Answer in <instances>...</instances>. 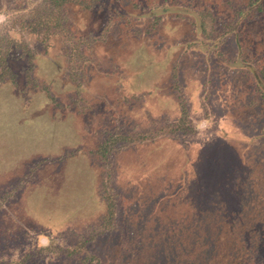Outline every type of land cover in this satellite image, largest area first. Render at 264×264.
I'll return each mask as SVG.
<instances>
[{
    "label": "rangeland",
    "instance_id": "1",
    "mask_svg": "<svg viewBox=\"0 0 264 264\" xmlns=\"http://www.w3.org/2000/svg\"><path fill=\"white\" fill-rule=\"evenodd\" d=\"M246 1L67 3L69 32L45 50L16 33L27 46L0 79V264L264 260V7L236 17ZM46 4L10 2L11 27Z\"/></svg>",
    "mask_w": 264,
    "mask_h": 264
},
{
    "label": "trees",
    "instance_id": "2",
    "mask_svg": "<svg viewBox=\"0 0 264 264\" xmlns=\"http://www.w3.org/2000/svg\"><path fill=\"white\" fill-rule=\"evenodd\" d=\"M12 1L15 0H0V9H3L5 7H9L8 4ZM45 2L47 3L46 6H39L37 8H35L32 13L29 15V17H25V18H20V20L18 21V28L21 29H14V28H8L7 31L5 33H0V79H2L4 77V74H12L13 72L12 69L10 68V66L8 65V58L10 57L11 54V50L13 48V46H27V43L23 41V39H18V37L16 36V33L20 34V36L24 33H34L36 35H38L39 37V42H35V43H39L41 45V43H43V49L45 50V48L49 47L50 44L47 43V35H52V34H58L59 32L62 34H66L64 32H69L68 31V23H67V16H66V5L67 3H75V4H79L81 7L83 8H92L93 6L98 7L101 6L100 2L101 0H45ZM264 7V0H247L245 4H243V6H239L237 8L234 9L235 13H236V17H242L245 14H247L249 11L252 10H260L261 7ZM10 8V7H9ZM201 19L198 23L199 29L201 30L202 33L207 34L208 31L207 28L209 27L211 34L214 35V37L216 36V32H217V27H216V21H215V17L211 14V12L208 9L205 10H201ZM214 21V22H213ZM223 26V31L227 32L230 31L232 29V27L226 26V23H222ZM207 32V33H206ZM214 32V33H212ZM211 35V36H213ZM19 36V37H20ZM71 36V35H70ZM4 47L3 50L1 51V47ZM26 51H30L28 48H26ZM33 52L30 51V53H28L29 58H31L33 56ZM259 75H260V82L264 83V64L260 66L259 68ZM172 77L174 79H176V70L175 68H173L172 71ZM260 88V87H258ZM260 96L263 97L264 99V89H260ZM182 130H186V129H180ZM259 133H257V135H254V137L256 139H261L262 138V134L264 133V125L260 124L259 127ZM105 147H108V149L110 148V145L105 144V146L103 145H99L97 152L100 155H105L108 154L110 150H106ZM108 194V193H107ZM106 194V195H107ZM106 208H105V213L102 216V223L99 225V228L108 226L111 222V218L113 217V212H114V200L111 199H107L106 201ZM94 235V234H92ZM48 236H52V234H48ZM81 240V239H80ZM84 240V239H83ZM82 240V241H83ZM86 240H84L85 242ZM197 239H194L193 242H196ZM81 242V241H79ZM124 246H128L127 243L124 244ZM135 250L137 249V246L135 245ZM70 252V251H68ZM70 254V253H69ZM177 258H179V256H177ZM92 260H94L95 263L93 264H101V257L99 255H95L93 253H85L84 255H82L80 257V261L82 262V264H92ZM118 259L116 257H113L112 259V264H116L118 263L117 261ZM141 260L143 262H145L146 260L144 258H141ZM80 262V263H81ZM259 264H264V260H262L261 263Z\"/></svg>",
    "mask_w": 264,
    "mask_h": 264
},
{
    "label": "clouds",
    "instance_id": "3",
    "mask_svg": "<svg viewBox=\"0 0 264 264\" xmlns=\"http://www.w3.org/2000/svg\"><path fill=\"white\" fill-rule=\"evenodd\" d=\"M17 17V13L9 7L0 9V33H5L10 28ZM211 137L203 142H210ZM203 146V144H202ZM201 146V147H202Z\"/></svg>",
    "mask_w": 264,
    "mask_h": 264
}]
</instances>
